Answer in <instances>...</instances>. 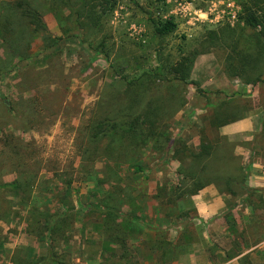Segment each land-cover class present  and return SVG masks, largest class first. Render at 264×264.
<instances>
[{
  "label": "rangeland",
  "instance_id": "obj_1",
  "mask_svg": "<svg viewBox=\"0 0 264 264\" xmlns=\"http://www.w3.org/2000/svg\"><path fill=\"white\" fill-rule=\"evenodd\" d=\"M3 1L11 0H0V8ZM32 1L37 3L39 0ZM241 3L242 0H117L115 8L108 11L103 20L102 33L93 28L80 30L75 36L63 39L48 49L42 39L37 38L30 58L18 61L12 71L0 77V181H13L22 171L37 175L34 191L38 186L47 187L46 196L49 193L54 195L52 201L45 202V208L33 207L47 212L64 211L66 197L75 206L74 200L77 198L81 204L86 205L105 199L108 195L104 194L102 198L89 187L90 182L102 187L112 184L105 158L93 160L96 153L102 154L105 151L106 145V141H103L98 146L99 152L95 149L91 140L93 122L106 115L117 116L126 110L130 96L134 95L130 81L147 71H160L171 78L168 65L192 51L207 53L197 57L191 79L198 81L207 93L221 90L224 98L239 103L247 101L252 109L249 112H259L263 129L264 82L253 85L244 83L240 78H229L224 68L230 51L223 41L230 42L231 39L215 40L214 43L209 38L210 32H219L226 27L238 31L244 29L248 35L253 33L240 18ZM44 14L52 40L61 37L63 31L58 14ZM169 19L177 24L175 32L157 38L153 22ZM102 41L106 43L110 57L93 50L92 47H97ZM2 45L0 30L1 56L4 55ZM222 73L229 80L226 87L216 82ZM135 90L137 92L138 89ZM159 92L166 107L173 95L181 99L183 106L169 121L170 129L173 133L178 132L189 147L199 149L203 117L210 113L206 108L207 98L192 84L177 82L171 86L167 80L161 83ZM230 141L236 144L235 150L238 143L251 150L252 160L264 158V132L247 142ZM127 156L128 160L114 165L121 169L124 184L128 186L134 179L132 175L139 174L135 172L134 165L144 170H183L182 164L170 158L167 150L161 151L154 145L144 148L140 156ZM186 169L190 170L188 167ZM67 185L73 189L69 195L64 194ZM44 189L42 194H45ZM34 191L30 200L24 195L0 191V208L4 200L11 201L14 207L15 200L19 213L14 220L17 225L26 220L27 227L28 213L33 207L28 208V211L25 208L32 200ZM261 204L258 203L263 208ZM84 212L86 221H104L97 212ZM258 217V221L264 222V211ZM75 226L76 222L68 244L62 240L53 243V249L59 254H67V257L58 263L47 264H82L75 255L61 250L64 246L72 248ZM18 230L17 226H10L2 236L4 242L12 243ZM29 236L32 238L28 244L37 249L38 259L40 253L50 246L49 235ZM239 236L243 240L250 236L255 243L264 237L263 224L253 229L246 228L239 232ZM46 240L47 246L43 245ZM106 263L138 264L130 254L125 258L107 259Z\"/></svg>",
  "mask_w": 264,
  "mask_h": 264
},
{
  "label": "trees",
  "instance_id": "obj_2",
  "mask_svg": "<svg viewBox=\"0 0 264 264\" xmlns=\"http://www.w3.org/2000/svg\"><path fill=\"white\" fill-rule=\"evenodd\" d=\"M116 4L117 0H39L37 3L32 0L3 1L0 8V30L4 55L0 54V77L12 71L18 61L30 58L37 38H41L48 49L63 39L75 36L80 30L93 28L102 33L103 20ZM241 6L240 18L245 27L253 33L248 35L244 29L238 31L226 27L219 32H210L209 38L211 42L231 39L230 42L223 41L225 44L220 42L230 51L226 58L225 74L229 78H240L246 84L257 85L264 82V0H242ZM45 12L58 14L63 35L55 40H52V36L48 33L44 19ZM153 23L157 38L169 36L177 28L173 19ZM92 48L110 57V51L104 41ZM204 53L207 52L192 51L179 61L168 65L171 78L161 74L160 71H147L136 80L130 81L134 95L130 96L126 110L117 116L106 115L94 121L91 126V140L97 152H99V144L106 141L105 151L102 154L96 153L93 160L99 157L105 158L114 187L113 193L105 199L96 201L92 205L85 204L83 207L84 210L97 212L104 218L106 238L102 264H108L107 259L117 257L113 248L116 245L122 247L123 258L131 253V223L137 219L127 215L123 207L142 210L133 188L124 184L121 169L114 165L128 160L127 154L140 156L144 148L154 145L161 151L167 150L170 158L182 164L184 171L181 172L186 179L194 180L196 191L207 184L215 183L230 190L235 197L245 196L248 204H251L250 198L257 192L246 185L249 168H246L241 158L235 155L236 144L227 136L220 134L221 127L245 118L252 109L247 101L239 103L224 98V92L221 90L207 93L198 81L191 79L196 59ZM165 80L169 81L171 86H175L177 82L192 84L208 100L206 108L210 113L203 117L204 127L199 149L189 147L178 132L173 133L170 129L169 121L179 112L183 103L178 96L174 98L173 95L170 97L171 100L169 99L172 104L170 105L169 102L166 107L159 92L161 83ZM136 88L137 92H135ZM213 94L214 98L211 97ZM263 130L264 124L261 133L264 132ZM187 167L190 170H187ZM134 170L140 173L144 168L134 165ZM36 177L37 175L22 171L13 181H0V191L24 195L30 200L36 187ZM162 188L166 197L182 195L177 190L169 192L168 186ZM69 202L70 198L66 197L65 209L61 212H47L38 207H33L29 211L26 232L39 237L48 234L50 246L45 252L40 253L35 261L23 257L21 250L16 249L11 258L12 264L58 263L67 257L65 253H57L53 249V243L59 240L65 241L66 244L70 242V232L74 228L78 209ZM18 213L11 201L2 202L0 219L10 221L11 218L17 217ZM9 215L10 218L7 217ZM234 226L233 223L231 229ZM2 241L5 239L0 235V244ZM247 259L243 260L245 264Z\"/></svg>",
  "mask_w": 264,
  "mask_h": 264
},
{
  "label": "crops",
  "instance_id": "obj_3",
  "mask_svg": "<svg viewBox=\"0 0 264 264\" xmlns=\"http://www.w3.org/2000/svg\"><path fill=\"white\" fill-rule=\"evenodd\" d=\"M216 82L221 87L229 84L227 76L223 73ZM258 113L249 112L245 118L221 127L220 134L237 142L253 140L262 130L261 116ZM235 151V155L241 158L244 166L249 168L246 185L257 190L250 198L251 204L246 203L245 196L235 197L230 190L215 183L207 184L196 191L194 180L186 179L182 172L176 170H144V173L141 172L137 176L132 175L134 179L130 186L142 210L136 211L126 207L124 212L137 219L131 223L130 230V254L135 262L245 264L243 260L248 258L247 264H263L264 237L254 243L250 236L241 239L239 232L261 224L264 227V222L258 221L260 220L258 215L264 211V158L252 160L251 150L241 143L237 144ZM104 176L105 173L102 177ZM40 183L39 181L38 184ZM49 184L51 183L47 185ZM164 184H173L168 186L169 192L177 190L182 195L166 197L162 191ZM89 187L102 198L104 194L106 196L114 191L112 184L102 187L90 182ZM44 188L41 186L36 188L32 200L25 208L26 211L33 206L45 208V202L52 201L54 194L49 193L47 197V187ZM43 189L45 194L41 193ZM72 191L73 189L67 185L64 194L69 195ZM74 201L78 210L76 226L72 232V248L64 246L61 250L72 253V256L75 255L82 264H102L106 238L104 222L86 221L84 212L86 210L83 208L85 204H81L79 198ZM258 203H262L263 208H260ZM14 208L16 210L18 208L15 200ZM12 221L0 219L1 236L8 232L10 226H17L19 229L12 243L2 241L0 264H12L11 258L16 249H22L23 257L35 261L38 251L28 244L32 237L25 233L26 220L19 225L14 219ZM233 223L235 226L231 229ZM43 245L47 246L48 241L46 240ZM113 248L117 258L124 256L120 245Z\"/></svg>",
  "mask_w": 264,
  "mask_h": 264
},
{
  "label": "built area",
  "instance_id": "obj_4",
  "mask_svg": "<svg viewBox=\"0 0 264 264\" xmlns=\"http://www.w3.org/2000/svg\"><path fill=\"white\" fill-rule=\"evenodd\" d=\"M186 9H184V11H185Z\"/></svg>",
  "mask_w": 264,
  "mask_h": 264
}]
</instances>
